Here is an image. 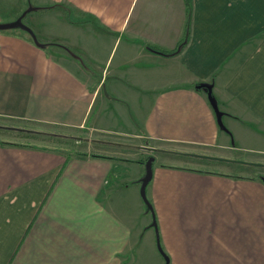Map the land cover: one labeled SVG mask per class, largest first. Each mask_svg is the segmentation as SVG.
I'll list each match as a JSON object with an SVG mask.
<instances>
[{
  "label": "crops",
  "instance_id": "crops-1",
  "mask_svg": "<svg viewBox=\"0 0 264 264\" xmlns=\"http://www.w3.org/2000/svg\"><path fill=\"white\" fill-rule=\"evenodd\" d=\"M31 1L52 8L27 23L49 45L0 31V119L90 126L264 164V0H192L191 13L186 0ZM24 7L0 0V9ZM188 27L176 55L147 48L176 51ZM109 158L0 145V264L147 262L145 165ZM258 176L154 165L147 196L170 264H264Z\"/></svg>",
  "mask_w": 264,
  "mask_h": 264
},
{
  "label": "rangeland",
  "instance_id": "rangeland-1",
  "mask_svg": "<svg viewBox=\"0 0 264 264\" xmlns=\"http://www.w3.org/2000/svg\"><path fill=\"white\" fill-rule=\"evenodd\" d=\"M30 8H33L32 1L25 0V7L22 10L11 9V8H8L7 10L0 9V17H6L5 12L10 11V16L12 17V19L16 20ZM32 14L33 12L25 17L24 19L25 25H27L28 20L32 16ZM0 23L3 24V22ZM0 126L16 127L27 131H32L42 134L38 138H27V137H21L19 135H15L13 133L12 134L4 133L3 130L0 129V141L4 143L14 142L19 144H28L41 148L61 150L65 153H68L69 155L90 154V155H97L104 157L107 156L114 158L117 157V158H121L119 160L130 161V162H132V160H125V159H135L136 160L135 162L141 161L146 163L147 158L154 157L155 159L154 165L157 166L164 165L165 163H173L180 166L185 165L191 168H200V169H207L214 171L232 170V173L234 174H241V175L250 174V175L264 176V168H254V167L252 168L248 166L249 168L247 171L246 166L236 165V167H231L229 165L221 164L213 161L209 163L207 162V160L196 161L192 159V157L181 155L183 153H194V154H203L208 156L228 158L225 156H218L223 153H226L223 151L214 152L206 148L199 149L187 145H173V144H165V143L147 144L148 142L147 139L128 133L126 134L120 132L104 133V132L96 131L92 129L90 126H85V128L82 129H72V128H64V127H51L47 125H38L28 122L8 121L3 119H0ZM45 134H56L57 136L54 137L53 140L51 136H46ZM145 146L155 147L161 150H165L168 152L169 151L176 152L179 154H171L168 152L151 153L140 149V147H145ZM228 155H231L232 157H239V158L242 157L240 152L235 154L229 153ZM239 158H229V159L241 160ZM243 161H247V160H243ZM241 167H243L242 171L239 169ZM230 168H234V169H230ZM153 222L154 221L152 219L151 225L148 226L149 230L153 229V238L151 240V249H148L146 247L147 262H145L144 264H163L164 262L163 257L160 255L159 252L157 230L156 227H154ZM155 238L157 241L155 240ZM201 238L204 241L205 239L208 238V236L207 234H202ZM166 256L168 255L166 254ZM138 260H140L139 257Z\"/></svg>",
  "mask_w": 264,
  "mask_h": 264
},
{
  "label": "water",
  "instance_id": "water-1",
  "mask_svg": "<svg viewBox=\"0 0 264 264\" xmlns=\"http://www.w3.org/2000/svg\"><path fill=\"white\" fill-rule=\"evenodd\" d=\"M32 11V8H30L29 10H27L26 12H24L19 18H17L15 21L8 23V24H0V31H8V30H16L18 28H22V29H26V25L23 24V20L24 18ZM27 30V29H26ZM201 87L206 88L209 91V87L208 85H201ZM211 102L214 105V108L217 109L218 105L215 101V99L211 96ZM0 129H7V130H18V131H27L24 129H20V128H16V127H5V126H0ZM32 132V131H29ZM141 150L144 151H148L151 153H164V152H168L165 150H161L155 147H149V146H145V147H140ZM171 154H179L176 152H168ZM183 156H187V157H192V158H196V159H200V160H208V161H213V162H221V163H232V164H238V165H244V166H250V167H255V168H264V164L262 163H256V162H249V161H243V160H233V159H229V158H222V157H215V156H208V155H203V154H194V153H183L181 154ZM154 157H150L148 158L146 165H145V177L142 180V184H141V197L144 201V203L146 204V206H148L150 209H152V205L148 199L147 196V188L148 185L150 184V182L153 179V173H154Z\"/></svg>",
  "mask_w": 264,
  "mask_h": 264
},
{
  "label": "trees",
  "instance_id": "trees-1",
  "mask_svg": "<svg viewBox=\"0 0 264 264\" xmlns=\"http://www.w3.org/2000/svg\"><path fill=\"white\" fill-rule=\"evenodd\" d=\"M186 3H187V6H188V13H191V10H192V7H191L192 0H186ZM51 9H52L51 7H48V8H46V7L45 8H32V11L29 14H31L32 12H38V11H42V10H51ZM23 24L25 25L24 20H23ZM188 26H189V24H188ZM26 29L18 28L16 30L21 31L27 38H29L30 40H32L36 45H38L40 47H43L44 48V47H46V46L49 45V44L48 45L47 44H42L37 39V37H36L35 33L33 32V30H32L31 27H29L28 25H26ZM189 33L190 32H189V27H188V29L186 31L185 38L181 41V43L179 44V46H178V48H177L176 51H172V52L162 51V50H160L158 48H155V47H152V46H147V48L149 49V51H151V52H153L155 54L164 55V56H174L178 52H181L186 47V45L188 44ZM51 45L60 46L58 44H51ZM197 88L198 89H204V87L202 88L201 85L197 86ZM2 130H3L4 133H10V134L13 133L15 135H19L21 137H27V138H38L40 135H42L40 133L29 132V131H18V130H7V129H2ZM45 135L46 136H51L53 138V140H54V137L57 136L56 134H45ZM0 145H6V143L0 141ZM77 155L78 156H81V157H86L87 156V154H77ZM92 156L98 157V158H109V157L97 156V155H92ZM109 159H113V158H109ZM192 159H194L196 161L200 160V159H196V158H192ZM147 160H148V158H147ZM207 162H211V161H207ZM136 163H138L140 165H145L146 164L145 162H141V161H138ZM258 178L264 182V176H258ZM146 209H147V212L150 213V214H152V216H153L154 227H156V230H157V240H158V244H159V251L162 254V256L165 258L166 264H170L169 257H167L166 254H164L163 249L161 247L160 233H159V228H158L157 218H156V215H155L154 208L152 206V209H150L148 206H146Z\"/></svg>",
  "mask_w": 264,
  "mask_h": 264
}]
</instances>
